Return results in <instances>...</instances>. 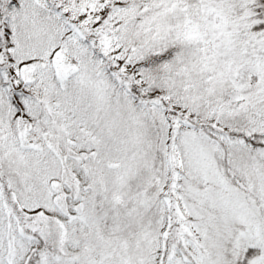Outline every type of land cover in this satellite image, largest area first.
Masks as SVG:
<instances>
[{
  "label": "snow or ice",
  "instance_id": "snow-or-ice-1",
  "mask_svg": "<svg viewBox=\"0 0 264 264\" xmlns=\"http://www.w3.org/2000/svg\"><path fill=\"white\" fill-rule=\"evenodd\" d=\"M0 264H264V0H0Z\"/></svg>",
  "mask_w": 264,
  "mask_h": 264
}]
</instances>
